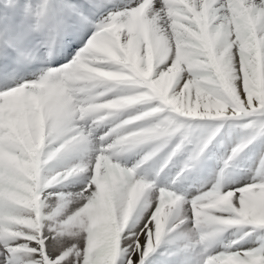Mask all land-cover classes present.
Listing matches in <instances>:
<instances>
[{"label":"snow or ice","instance_id":"obj_1","mask_svg":"<svg viewBox=\"0 0 264 264\" xmlns=\"http://www.w3.org/2000/svg\"><path fill=\"white\" fill-rule=\"evenodd\" d=\"M0 264H264V0H6Z\"/></svg>","mask_w":264,"mask_h":264},{"label":"rangeland","instance_id":"obj_2","mask_svg":"<svg viewBox=\"0 0 264 264\" xmlns=\"http://www.w3.org/2000/svg\"><path fill=\"white\" fill-rule=\"evenodd\" d=\"M7 3H11V0H7ZM6 5V0H0V7H3ZM222 137H218L222 138L224 140L225 143V148L230 146V143L234 142L236 139L239 138V136L242 135V132L240 129L236 128V129H229L228 124H225L224 129L222 130ZM221 151H223V149H221ZM58 161L54 160V161H50L49 165H53L55 163H57ZM72 158L69 157L67 161H65L64 163H71ZM215 167V162L214 161H209L208 162V166L205 169V171L203 173H200L199 175L193 173L190 177L188 181H185L184 183H199V182H203L205 180H208L210 178L211 175H213V173L211 172V169ZM82 179V175H78L76 177H70L68 181H64L61 184L55 185L53 187H51L50 189H48V191H52V192H56V191H63V192H75L78 191L79 188L81 187V184L78 182L79 180ZM50 199L55 200V197H50ZM236 235L238 236L239 233L237 232Z\"/></svg>","mask_w":264,"mask_h":264}]
</instances>
